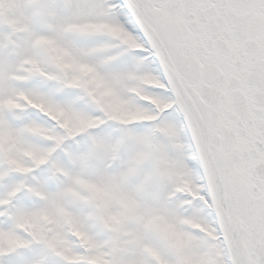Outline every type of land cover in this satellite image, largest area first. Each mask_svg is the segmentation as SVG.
I'll return each mask as SVG.
<instances>
[{
	"label": "snow or ice",
	"instance_id": "obj_1",
	"mask_svg": "<svg viewBox=\"0 0 264 264\" xmlns=\"http://www.w3.org/2000/svg\"><path fill=\"white\" fill-rule=\"evenodd\" d=\"M0 264H264V0H0Z\"/></svg>",
	"mask_w": 264,
	"mask_h": 264
}]
</instances>
